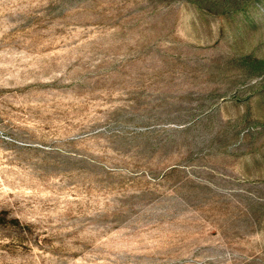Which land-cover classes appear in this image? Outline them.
Listing matches in <instances>:
<instances>
[{"label": "rangeland", "instance_id": "1", "mask_svg": "<svg viewBox=\"0 0 264 264\" xmlns=\"http://www.w3.org/2000/svg\"><path fill=\"white\" fill-rule=\"evenodd\" d=\"M0 264H264V0H0Z\"/></svg>", "mask_w": 264, "mask_h": 264}]
</instances>
